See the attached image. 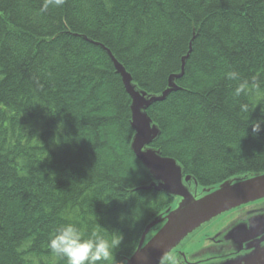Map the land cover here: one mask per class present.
<instances>
[{
	"label": "trees",
	"instance_id": "1",
	"mask_svg": "<svg viewBox=\"0 0 264 264\" xmlns=\"http://www.w3.org/2000/svg\"><path fill=\"white\" fill-rule=\"evenodd\" d=\"M44 3L0 0V264H66L48 241L67 223L122 233L119 264L174 201L139 190L152 179L130 149L131 101L94 43L152 95L186 57L147 110L150 147L184 176L207 189L264 174V124L250 126L264 120V0Z\"/></svg>",
	"mask_w": 264,
	"mask_h": 264
},
{
	"label": "water",
	"instance_id": "2",
	"mask_svg": "<svg viewBox=\"0 0 264 264\" xmlns=\"http://www.w3.org/2000/svg\"><path fill=\"white\" fill-rule=\"evenodd\" d=\"M94 44L100 46L110 58L131 101L130 127L134 135L130 149L152 179L149 185L140 187L139 190L163 192L173 199L176 197L181 199L176 207H169L145 227L137 248L129 258L125 259L127 264H159L163 252L169 250L173 252L181 243L212 221L236 208L264 199V174L226 180L216 187L204 188L203 196L196 198L191 195L184 183L189 184L193 180L198 186L197 182L190 176H184L182 168L175 160L162 157L159 150L150 147L159 137L160 131L148 117L147 110L152 104L165 100L171 92L178 90L175 80L184 73L186 57L182 59L180 74L170 76L167 88L158 95H152L139 90L132 83L131 76L109 50L97 43ZM250 222L257 223L251 228L250 234L241 237L243 238L241 242L262 233L264 219L255 217ZM242 230L246 229L240 224L232 230L231 236L234 232L238 233ZM246 263L245 259H238L221 264Z\"/></svg>",
	"mask_w": 264,
	"mask_h": 264
},
{
	"label": "flooded vegetation",
	"instance_id": "3",
	"mask_svg": "<svg viewBox=\"0 0 264 264\" xmlns=\"http://www.w3.org/2000/svg\"><path fill=\"white\" fill-rule=\"evenodd\" d=\"M258 202L236 208L204 227L203 230L195 234L198 235L196 238L187 241L194 245L195 252V247L202 250L201 258L189 253L188 256L191 259L195 258L189 261V257L177 250L174 252L176 264H207L216 261L222 263L234 262L238 259H245L246 264H264V241H262L264 222H262V233L245 242L240 241L243 240L242 236L250 234L251 228L257 223L250 222V220L258 215H264V199ZM258 217L263 219L264 216ZM240 224H243L246 230L234 232L231 237H226V231L233 230ZM226 226L227 228L223 231ZM189 244H183L182 250L187 248Z\"/></svg>",
	"mask_w": 264,
	"mask_h": 264
},
{
	"label": "clouds",
	"instance_id": "4",
	"mask_svg": "<svg viewBox=\"0 0 264 264\" xmlns=\"http://www.w3.org/2000/svg\"><path fill=\"white\" fill-rule=\"evenodd\" d=\"M64 0H45L44 9L51 6H61ZM226 77L231 81L241 80L239 73L229 71ZM249 88V82L243 80L235 88V95L239 96ZM244 111L248 112L247 106ZM261 124L264 120L252 121L250 126L253 135L261 132ZM123 234L119 232L92 231L90 235L85 233L74 223L63 224L50 235L49 249L58 257L66 260V264H117L116 251L121 247ZM119 264H127L122 260ZM159 264H176L174 253L165 251L159 258Z\"/></svg>",
	"mask_w": 264,
	"mask_h": 264
},
{
	"label": "rangeland",
	"instance_id": "5",
	"mask_svg": "<svg viewBox=\"0 0 264 264\" xmlns=\"http://www.w3.org/2000/svg\"><path fill=\"white\" fill-rule=\"evenodd\" d=\"M236 178H238V177H235V178H233V179H236ZM239 178H241V177H239ZM198 184V183H197ZM184 185H185V187L188 189V191L191 193V195H193L194 197H196V198H199V197H201V196H203V189L204 188H202V187H200L199 186V184H198V186H196L195 184H194V182H193V180H191V182L188 184V183H184ZM179 202H181V199H179L178 197H176V198H174V201H173V203H172V205H171V207L172 208H174V207H176V205L179 203ZM255 202H258V201H255ZM259 203V202H258ZM225 215V214H224ZM223 216V215H222ZM258 216H264V215H258ZM257 216V217H258ZM158 217V216H157ZM258 218H260V217H258ZM263 219H264V217H263ZM215 221V220H214ZM214 221H212L211 223H213ZM210 223V224H211ZM159 226V225H158ZM157 226V227H158ZM160 227V226H159ZM227 228V226L223 229V231L225 230ZM201 230H203V229H201ZM201 230H199V231H201ZM231 232H232V230H229V231H226V237H228V236H231ZM198 233V232H197ZM196 233V234H197ZM198 235H192V236H190V238L189 239H191V238H196ZM189 239H187L186 241H184L183 243H181L180 244V246L179 247H177L172 253H174L175 251H177V250H180V251H182L183 252V254H185L187 257H189L188 255H189V253H191L193 256H197L198 258H201V249L199 248V247H195V250H196V252L194 251V245H192V244H189L190 242H187ZM183 244H189L188 246H187V248H185L184 250H182V247H183ZM189 259V261H192L193 259H195V258H193V259H191V257H189L188 258ZM190 263V262H189ZM207 264H221L220 262H210V263H207Z\"/></svg>",
	"mask_w": 264,
	"mask_h": 264
},
{
	"label": "bare ground",
	"instance_id": "6",
	"mask_svg": "<svg viewBox=\"0 0 264 264\" xmlns=\"http://www.w3.org/2000/svg\"><path fill=\"white\" fill-rule=\"evenodd\" d=\"M84 40L88 41L85 37L83 38ZM108 50V49H107ZM113 56V55H112ZM117 61V60H116ZM118 62V61H117ZM119 63V62H118ZM120 64V63H119ZM121 65V64H120ZM122 66V65H121ZM114 67V66H113ZM123 67V66H122ZM124 68V67H123ZM125 70V68H124ZM126 71V70H125ZM116 72V71H115ZM167 88V87H166ZM125 90V89H124ZM126 92V91H125ZM127 94V93H126ZM128 95V94H127Z\"/></svg>",
	"mask_w": 264,
	"mask_h": 264
}]
</instances>
